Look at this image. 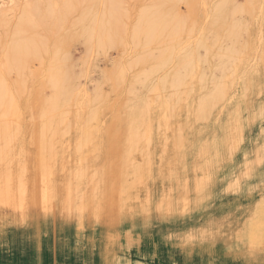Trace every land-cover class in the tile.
Returning <instances> with one entry per match:
<instances>
[{
  "label": "rangeland",
  "instance_id": "374dc122",
  "mask_svg": "<svg viewBox=\"0 0 264 264\" xmlns=\"http://www.w3.org/2000/svg\"><path fill=\"white\" fill-rule=\"evenodd\" d=\"M235 3L252 14L229 15L205 45L184 31L176 58L133 47L123 61L115 47L88 53L83 36L61 41L69 57L63 70L77 73L71 95L85 89L91 109L104 99L106 145L88 156L74 135L81 114L52 92L58 73L44 72L59 55L48 54L36 74L19 70L20 81L10 80L13 113L0 110V264H264V5ZM124 5L125 21L134 23L144 3ZM4 10L1 39L21 16L18 6ZM254 13L261 19L252 32L230 34L234 21L247 27ZM231 47L234 56H226ZM186 59L221 81L225 98L216 113L200 112L183 126V88L152 93L141 80L187 76ZM151 62L163 70L152 72ZM99 158L102 181L90 173Z\"/></svg>",
  "mask_w": 264,
  "mask_h": 264
},
{
  "label": "bare ground",
  "instance_id": "6f19581e",
  "mask_svg": "<svg viewBox=\"0 0 264 264\" xmlns=\"http://www.w3.org/2000/svg\"><path fill=\"white\" fill-rule=\"evenodd\" d=\"M139 1L144 5L138 9L136 20L133 23L125 21L129 13L128 7L124 5L125 0H0V17L3 16L6 7L13 9L18 6L21 11V16L13 30L9 31L3 39L0 34V46L4 43L13 45L12 49L0 50V110H4V115L13 113V106L10 102V93L13 88H11L10 80L20 81L19 70L21 68L29 70L31 75L36 74V71H41V61L53 51L59 57L49 65V68L45 67L44 72L58 73L60 84L55 85L52 92L58 93L62 97L63 104L70 107L73 113L81 114L83 119H81V125L76 127L74 135L78 139L79 152L88 156L91 150H100L106 145V129L100 124V104L104 99L101 97L95 103V107L91 109L93 100L88 97L85 102V89H79L75 95H71L75 90L77 73L76 71L63 70L69 57L61 41L83 36L88 53L91 54L98 45L103 48L115 47L123 55V61L128 59L124 56L125 52L133 47L138 52H142V56L147 51L156 54L162 49L167 57L176 58L180 54L175 48L177 47L175 41L184 31L195 37L200 36L201 44L205 45L206 34L211 30L228 26L229 15H237L242 10L250 14L253 11L248 5L237 10L228 2L209 3L208 0H149L146 3L147 0ZM261 12L263 10H260ZM260 13L253 14L247 27H243L238 20L234 21L231 24L230 34L243 30L250 32L252 23H255L253 21ZM89 15L94 16L89 17ZM76 16H79V19L74 21ZM260 27L264 28V26ZM261 29L258 30L261 31ZM127 36L130 39H127ZM258 37L255 36L254 40H258ZM261 38L260 41H262ZM52 42L53 45H51ZM185 47L184 45V49ZM234 53L235 51L231 47L227 50L226 56L233 57ZM141 59L139 57L134 61L140 62ZM150 66L152 72L163 70L161 62H151ZM183 66L187 71V76H181L178 72L171 71L165 72L157 83L153 82L149 75H145L141 82L145 83V89L151 87L152 93L174 89L179 85L183 88L184 95L180 109L185 116L184 126V123H189V119L195 122L200 112L206 113L214 108L213 111L216 113V108L224 100L225 93L224 84L221 81L216 80L209 73H202L195 69L189 59L183 60ZM112 76L109 79L116 87V79ZM6 109L8 110L6 111ZM99 159L101 160L97 165H91L90 173L102 181L105 160ZM222 182L224 186L225 183ZM228 189L229 185L226 187V191ZM170 200L167 203H170ZM164 205L165 203L162 204V209ZM173 206L174 208L175 206L180 207V203L167 205L165 209L171 212ZM261 206H264V202ZM262 221L264 222V213Z\"/></svg>",
  "mask_w": 264,
  "mask_h": 264
},
{
  "label": "clouds",
  "instance_id": "9594fccd",
  "mask_svg": "<svg viewBox=\"0 0 264 264\" xmlns=\"http://www.w3.org/2000/svg\"><path fill=\"white\" fill-rule=\"evenodd\" d=\"M233 4H234V7H235L237 10H239V9H241V8L243 7V6L240 5V4H236V3H235V0H233ZM261 4L264 5V0H261Z\"/></svg>",
  "mask_w": 264,
  "mask_h": 264
},
{
  "label": "snow or ice",
  "instance_id": "6c2138e0",
  "mask_svg": "<svg viewBox=\"0 0 264 264\" xmlns=\"http://www.w3.org/2000/svg\"><path fill=\"white\" fill-rule=\"evenodd\" d=\"M262 115H264V113H262ZM238 143V139L236 141L233 142V148H235L236 144ZM79 209H77V212L79 213Z\"/></svg>",
  "mask_w": 264,
  "mask_h": 264
}]
</instances>
